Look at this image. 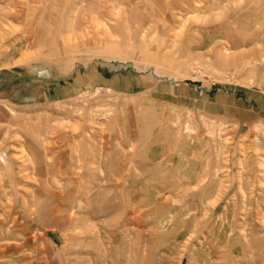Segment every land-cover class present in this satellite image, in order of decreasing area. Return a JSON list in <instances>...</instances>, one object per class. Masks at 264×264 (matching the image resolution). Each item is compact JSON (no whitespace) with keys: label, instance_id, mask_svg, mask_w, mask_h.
<instances>
[{"label":"rangeland","instance_id":"374dc122","mask_svg":"<svg viewBox=\"0 0 264 264\" xmlns=\"http://www.w3.org/2000/svg\"><path fill=\"white\" fill-rule=\"evenodd\" d=\"M0 264H264V0H0Z\"/></svg>","mask_w":264,"mask_h":264},{"label":"bare ground","instance_id":"6f19581e","mask_svg":"<svg viewBox=\"0 0 264 264\" xmlns=\"http://www.w3.org/2000/svg\"><path fill=\"white\" fill-rule=\"evenodd\" d=\"M72 25H74V24H72V22H68L67 23V28L69 29V30H72L71 28L73 27ZM30 29V28H29ZM29 31V30H28ZM40 33V32H39ZM39 35V34H38ZM42 36V35H41ZM69 36V35H68ZM35 37V36H34ZM36 38H38V37H36ZM31 39H33L34 40V38H31ZM41 39V38H40ZM40 39H38V40H40ZM70 39V38H69ZM83 39V38H82ZM30 40V39H29Z\"/></svg>","mask_w":264,"mask_h":264}]
</instances>
